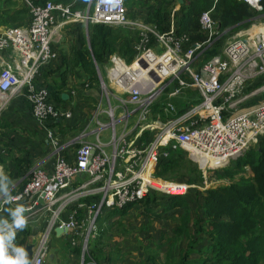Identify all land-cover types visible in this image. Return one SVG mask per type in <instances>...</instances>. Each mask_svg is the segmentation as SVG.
<instances>
[{"label": "built area", "instance_id": "1", "mask_svg": "<svg viewBox=\"0 0 264 264\" xmlns=\"http://www.w3.org/2000/svg\"><path fill=\"white\" fill-rule=\"evenodd\" d=\"M238 1L257 12L262 10L263 0ZM18 2L28 8L30 21L0 30V110L11 97L22 94L34 119L46 126V141L57 153L65 145L51 125L59 118H70L71 111L56 107L45 85H37L34 80L44 65L57 59L54 46L61 41L64 27L102 23L141 32L132 62L127 64L118 54H112L106 68L107 82L98 77L100 99L91 116L94 140L85 139L90 123L70 141L75 147L72 161L58 153L50 173L33 169L22 189L0 204L1 212L5 203H24L12 217L2 218L0 264H22L25 253L20 251L14 235L23 221L37 212L45 215L46 223L27 256L28 264H48L46 257L55 227H65L63 233L71 235V244L78 240L84 253L103 209L120 208L151 191L184 195L197 187L155 175L158 158L167 155L168 146L180 147L194 158L202 170L205 188L215 184L207 183L208 170L225 166L264 135V83L247 89L264 74V30H249L264 23L237 31L220 53L197 67L195 62L202 51L223 33L210 11L199 15L206 39L192 42L186 34L178 36L173 25L159 32L155 25L128 16L125 0ZM4 51L9 52V60L2 57ZM171 83L175 86L166 95L162 111L153 112V103ZM189 87L198 91L199 101L178 114L172 99ZM112 98L119 103L112 106ZM117 123L121 124L119 131ZM106 129H110L108 140L102 142ZM41 195V209L21 214L32 208ZM84 198H90V203L81 202ZM79 209L85 211L80 219L76 217Z\"/></svg>", "mask_w": 264, "mask_h": 264}, {"label": "trees", "instance_id": "2", "mask_svg": "<svg viewBox=\"0 0 264 264\" xmlns=\"http://www.w3.org/2000/svg\"><path fill=\"white\" fill-rule=\"evenodd\" d=\"M43 1L45 0H36L38 3ZM53 1L67 3L72 0ZM156 1L155 4H149L148 0H125V4L146 8L144 21L155 25L159 32L167 31L172 21L176 34L178 36L186 34L192 42L206 39V34L199 25V15L203 11H210V16L217 22L220 33L248 29L256 21H264V0L262 10L259 12L238 0H183L176 10L172 8L176 0ZM4 2L7 5L4 9L0 8L1 25H26L30 21L28 8L18 0H4ZM132 29L136 28L89 23L84 35L82 23L66 25L64 34L71 38L69 50L60 52L57 59L51 62L56 61L55 67L48 70L47 67H50L51 63L44 65L34 80L35 84L45 85L49 92V100L59 107L64 103L62 92L67 87L69 77L75 75L76 68L84 77V82L97 83L96 63L106 82L105 67L110 65L109 56L118 54L127 64L131 63L135 56V44L139 40V32ZM221 38L213 41L202 51L195 66H200L213 55L220 53L223 46ZM150 41L152 43L153 39ZM54 48L58 53L57 45ZM263 83L264 74L247 89L250 90ZM173 86L175 83L165 87L162 96L152 105L153 112L162 111L166 95ZM256 99L258 98L251 103ZM198 101L199 98L193 101V104ZM173 102L177 105L174 100ZM186 107L178 106V114L184 112L188 108ZM162 117L164 118L163 114ZM147 135L148 133L145 132V137ZM249 148L238 157L231 159L228 163L231 165L226 164L222 171L217 173L216 178L221 181L227 180L225 183L212 184L201 189L204 187L202 170L187 157L184 149L166 147L167 155L158 158L155 175L173 177L197 187L190 188L184 195L151 191L143 199L129 202L120 208L103 209V214H99L96 218L97 229L88 240L87 251L83 258L84 264L90 263L91 260L95 264H115L116 259L123 258L119 256V248L105 245L106 239L112 237L113 221L110 220L113 217L122 218L132 208L138 209L139 206H142L145 218H148L147 223L159 220L167 222L168 218L174 221L173 226L168 224L172 238H164L167 239L165 260L163 262L158 260L156 250L145 249L147 256L141 264H264V135L254 147ZM29 167L30 163L27 161V170ZM247 167L251 171V175L248 176L244 174ZM213 170L207 171V173L211 172L207 178L212 176ZM25 172L17 175L22 176ZM28 179L26 178L8 196L19 192ZM158 194L161 197H158ZM81 202L90 203V198H84ZM84 212L83 209H79L76 217L80 219ZM31 226V224L22 226L14 235L21 252H24V247L30 244L33 231ZM166 232V229H162L160 237H165ZM180 238H188L189 243L180 251L177 258L172 259L171 247ZM64 245H66L64 248L70 247L69 242ZM161 246L162 244H159L156 247ZM72 251L78 255L81 247L75 246ZM27 258L23 255L22 264Z\"/></svg>", "mask_w": 264, "mask_h": 264}, {"label": "crops", "instance_id": "3", "mask_svg": "<svg viewBox=\"0 0 264 264\" xmlns=\"http://www.w3.org/2000/svg\"><path fill=\"white\" fill-rule=\"evenodd\" d=\"M148 1L153 3L151 0ZM181 3L179 0H176L174 7H172L173 10L178 9L179 4ZM6 5L7 3L4 2V0H0L1 9L6 8ZM132 8H139V6H132ZM132 13L140 15V18L138 19L144 20L146 10L137 9L136 11H132ZM129 15L133 17V15ZM171 25H173L172 21L170 26ZM3 27H5V25L0 24V30L3 29ZM83 27L85 32L84 35H86L87 24H83ZM65 38H68V42L71 39H69V36L65 35L63 31V38L59 43L56 44L59 51L58 54L60 52H67L69 50V43L66 48L67 50H63L65 46V44L63 45V41ZM2 57L9 60V52H2ZM55 64L56 61L51 63L50 67H47L48 70L52 67H55ZM96 66L98 67V65L95 63V68ZM75 72V76L69 77L67 87L62 92V94H66L67 98L64 99V103L60 104V108L71 111V117L59 118L51 125L60 133V136L63 137L62 142L64 143L65 147L58 153L64 156L69 162L72 161L75 148L70 143V141L75 136H78L81 132H84L85 128L88 127V124L92 122L91 116L96 104L100 99L101 93L98 81V84L94 82H84L85 79L78 73L77 68L75 69ZM55 76L57 77L58 74ZM82 82L84 83L81 84ZM197 98L198 91L195 88L189 87L185 88L183 92L179 96L174 97L173 100L177 103V105H175L178 110V106L183 105L188 107L192 105L193 101H195ZM92 127H94L93 123H91V126L88 127L90 130L85 132V139L87 141L94 140ZM108 134L109 133H107V135ZM52 149V146L46 141V126L40 125L35 121L31 114L27 100L22 94H17L11 97L7 105L2 110H0V158L2 160L0 162V204L3 202V200H5L6 197H8L11 191L17 189L26 178L28 179L33 169H42L46 173H50L52 171L54 161L58 154ZM27 161L30 163L29 170H27ZM26 170L27 172H25ZM20 172H25V174L22 176L17 175ZM21 205H24V203H5L3 205V212H0V218L5 219L12 217L16 213L17 207H21ZM64 216L65 215H63V217ZM43 227H37V229L32 231L30 244L34 243L36 236L42 231ZM67 241L70 243V246L75 245L71 244V235L69 233L62 232L57 235L53 230L52 242L55 244L63 242V246ZM76 242H78V240ZM64 246L63 248L60 247V249H62L60 253L65 252L67 254L64 264H76V259L80 262V257L70 250V248H64ZM52 260L53 262L55 261L53 258ZM24 261V264H28L29 258L25 259ZM55 264H58V261Z\"/></svg>", "mask_w": 264, "mask_h": 264}, {"label": "rangeland", "instance_id": "4", "mask_svg": "<svg viewBox=\"0 0 264 264\" xmlns=\"http://www.w3.org/2000/svg\"><path fill=\"white\" fill-rule=\"evenodd\" d=\"M151 1L153 3H149V4H155L157 2L156 0H151ZM127 4H129V3H126L125 6ZM126 8L129 11V14L133 15V17H135V18H140V15H138L136 13H132V11H136L137 9H144V7L142 8L139 6V8H132L131 6H128V5L126 6ZM145 10H146V8H145ZM258 22L264 23V21H256L254 23L257 24ZM254 29L255 30L263 29V26L258 25V26H255ZM132 30H137L139 32V39H140L141 29H132ZM240 30H245V29H240ZM237 31H239V30H237ZM237 31H224L219 38L222 37L221 39L223 41V44H225L227 41H229L230 39H232L234 37V34ZM69 39H70V37H69ZM70 40L68 42V38L64 39L63 45L65 44V46H64L63 50H67L66 48L68 46V43L70 45ZM96 75L98 78L97 71H96ZM96 84H98V83H96ZM122 97H125V95H123ZM118 103H119L118 100H115L113 98L111 99L112 106H115ZM102 104L106 105L105 99L102 100ZM119 111H120V109L116 110L117 116H119ZM132 120H134V118ZM132 122L133 121H131L130 124ZM120 128H121V124L117 123L116 124V131H119ZM107 133H110V129H106L102 132V139H101L102 142H107V140H108V137L106 136ZM254 146L255 145L251 146V148ZM249 149H247V150H249ZM251 150H254V149H251ZM186 154H187V157L189 159H191L194 163H196L198 168H199V165L194 160V158L188 152H186ZM228 165H231V164H228ZM222 168H223V166L220 168H215L214 170L212 169L213 173H212V176H210L209 178H207V175L211 174V172H208V173L206 172L207 183L210 181H215L214 182L215 184L225 183L227 180L220 181L216 178L217 173H220L222 171ZM244 174L246 176L251 175V171L248 167L246 168ZM160 178H162L164 180H176V179H173V177H170V178L160 177ZM204 186H205V184H204ZM201 189H204V188H201ZM157 196L161 197L160 194H158ZM192 211L194 212V205L192 206ZM102 214H103V212H102ZM146 219H148V218H145L142 206H139L138 209L132 208L129 211V213L122 218L113 217L112 220H110V222L113 221V229L111 231L112 237L110 236V238L106 239L105 245L107 247L119 248L118 249L119 250V256L123 257L121 260L116 259L115 264H141L145 261L146 256H147L146 253L144 252L145 249L146 250H156V253L158 254V260L161 262H163L165 260L164 254L167 251V249H166L167 246L165 245V241L167 239H164V238H172L173 235H171L172 233H171L170 228H168V224H170V226H173L174 221L171 220V218H168L167 222H165L166 220H159V221L154 222V223H147ZM27 224H31L32 225L31 228L33 227V230L37 229V227H43V225L45 224L44 214L41 212L32 214L25 221H23V224L19 228H21L22 226L27 225ZM95 226L97 229L96 224H95ZM162 229H166V231H167L165 234V237H160V232L162 231ZM93 231L94 230H92V234L95 232V231L94 232ZM50 237H51L50 250H49V255L46 258L47 259L46 262L48 264H55L58 261V264H64V262L66 261L67 254L65 252L60 253V251L62 250V249H60V247L63 248V246H64V245L62 246L63 242L57 243V244L52 242L53 233H51ZM201 238H202V235H201ZM75 241H77V240H75ZM188 243H189L188 238L178 239L173 244V247H171V250H170V252H171L170 254L172 255V259L177 258L179 256L180 251L182 249H184L185 246L188 245ZM204 243H205V241H204ZM159 244H162V246L156 247ZM74 246H80L81 247L79 242H76ZM74 246L71 245L69 247L70 250H72V248ZM85 252H84V254H85ZM82 254H83V252L81 250L80 254H78V256L80 257V262L76 259V264H81V260H83ZM52 258L55 260L54 261L55 263L53 262ZM83 264H84V262H83ZM87 264H95V263H94V261L91 260L90 263H87Z\"/></svg>", "mask_w": 264, "mask_h": 264}, {"label": "water", "instance_id": "5", "mask_svg": "<svg viewBox=\"0 0 264 264\" xmlns=\"http://www.w3.org/2000/svg\"><path fill=\"white\" fill-rule=\"evenodd\" d=\"M179 2L181 3L182 0H179ZM139 63L141 65L145 66V64H143L142 61H140ZM96 69H97L98 77H100V79L102 80L101 73H100L99 68L97 66H96ZM61 97H62V99H66L67 98L65 93H63L61 95ZM42 205H43V198H42V195H41L40 197L37 198V203L35 205H33L32 208L23 210V212L21 214H30V213H32L34 211H37V210L41 209ZM1 222H2V218H0V224H1ZM54 231H55V233L57 235H59L60 233L65 232L66 228L65 227H55ZM32 247H33V244H28V245L25 246L24 253H25L26 256H30L31 255ZM82 256H84V253L82 254Z\"/></svg>", "mask_w": 264, "mask_h": 264}, {"label": "bare ground", "instance_id": "6", "mask_svg": "<svg viewBox=\"0 0 264 264\" xmlns=\"http://www.w3.org/2000/svg\"><path fill=\"white\" fill-rule=\"evenodd\" d=\"M262 26H263V29L255 30L253 27L252 29L249 30V32H251V31H262V30H264V25H262ZM135 67H136V65H133V68H135ZM202 164H204V162Z\"/></svg>", "mask_w": 264, "mask_h": 264}]
</instances>
